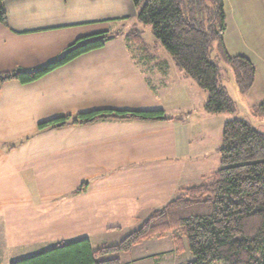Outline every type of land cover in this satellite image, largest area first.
Returning <instances> with one entry per match:
<instances>
[{
  "label": "crops",
  "instance_id": "obj_1",
  "mask_svg": "<svg viewBox=\"0 0 264 264\" xmlns=\"http://www.w3.org/2000/svg\"><path fill=\"white\" fill-rule=\"evenodd\" d=\"M3 3L6 24H0V73L38 69L59 58L79 38L102 31H119L121 35L35 81L10 80L0 85V221L23 209L46 211L44 226L30 231L35 237L24 245L17 242L19 236L9 241L2 235L1 230L9 225L0 224V264H10L21 256L23 248L36 243L42 249L48 244L67 242L60 235H48L54 218L64 214L84 219L123 216L129 222H137L143 216L144 221L174 199L189 178L196 180L204 175L202 172L197 176L195 169H202L204 161L210 160L211 147L207 142L214 130L210 121L212 117L221 119L225 113L211 115L200 110L203 127L195 128L196 123H190L192 100L178 94L185 91L184 96L193 98L196 88L191 78L173 60L160 58L151 47L132 48L125 37L137 22L138 9L133 0ZM223 4L226 49L230 53L234 44L239 52L232 54L245 55L253 62L255 84L259 72L264 74V0H223ZM172 89L178 94L165 102V93ZM205 101L201 97L198 107H203ZM95 109H161L174 118L105 119L38 129L40 122ZM223 123H219L221 127ZM148 168L156 170L154 179L146 171ZM101 170H117L120 182L135 186L111 207L112 199L103 202L97 186H112L116 179ZM83 182L87 183L85 188L75 193ZM42 184L62 188L54 191L48 187L46 194L50 198L39 202L36 194ZM59 198L63 201L56 204ZM44 240L46 243L40 244ZM141 257L135 256L131 261Z\"/></svg>",
  "mask_w": 264,
  "mask_h": 264
},
{
  "label": "trees",
  "instance_id": "obj_2",
  "mask_svg": "<svg viewBox=\"0 0 264 264\" xmlns=\"http://www.w3.org/2000/svg\"><path fill=\"white\" fill-rule=\"evenodd\" d=\"M4 0H0V24H6ZM135 20L148 23L154 37L170 54L177 68L207 92V114L235 113V101L221 84L220 62L226 63L241 94L254 84L256 68L245 55H231L224 43L226 27L223 0H133ZM121 35L102 31L79 38L57 59L34 70L0 73V85L10 80L35 81L47 72ZM140 50L150 48L138 28L125 34ZM215 51L214 58H211ZM264 119V102L251 107ZM174 116L163 110L95 109L74 116L40 122L38 129L83 125L99 120L167 121ZM218 148L219 167L206 181L179 188V194L150 216L119 243L92 247L88 238L58 242L54 246L10 264H123L119 254L128 253L143 240L173 237L177 251L182 239L193 259L180 264H264V131L234 117L223 123ZM86 182L75 193L85 188ZM113 255L112 257H107Z\"/></svg>",
  "mask_w": 264,
  "mask_h": 264
},
{
  "label": "rangeland",
  "instance_id": "obj_3",
  "mask_svg": "<svg viewBox=\"0 0 264 264\" xmlns=\"http://www.w3.org/2000/svg\"><path fill=\"white\" fill-rule=\"evenodd\" d=\"M146 0H144L145 2ZM135 27H137L142 32V37L144 41L150 45L151 51H155L156 55L159 56L162 59H167L169 61H172V58L170 54L164 49V47L161 45V43L154 37L151 31L150 24L146 23H139L136 22ZM232 44V43H231ZM133 48V44L130 45ZM235 48L233 50H230L231 55L233 52L238 51L236 45L233 44ZM237 49V50H235ZM215 51L212 52L211 58H214ZM220 66L222 68L221 71V84L225 87L227 90L229 96L235 101L236 104V112L235 113H225L221 119L219 117H212L213 120L210 121V126H214L213 134L211 135V140L207 142V146L211 147V150L209 152L208 158L209 161H204L203 168L202 169H195L197 171V176L201 175L202 172H204V175L202 177L195 179L189 178V180L186 182V185H195L202 181H206L211 173L216 170L219 167V153L216 150L217 147L221 145V129L219 123H223L225 119L229 120L234 117H240L251 124H253L255 127H257L259 130L264 131V119H258V117H255L253 114H251V107L254 105H258L260 103L264 102V74L259 72L258 78L256 83L251 87V89L246 94H241L237 88L235 79L233 77V74L229 68V66L221 61ZM174 66V65H173ZM174 68V67H173ZM174 71L177 72V70L174 68ZM196 90H193V98L189 97L188 95L184 96L185 91L182 93H177L175 89L168 90V92L165 93V96L163 97L165 99V102H168L170 98H173L174 94H178L180 98L188 97L192 101V112L193 115L190 119V123L195 124L193 125L195 128L203 127L204 120L201 119L203 115H201V111L203 110V107H198L201 97L207 98V92L198 86H196L191 79H189ZM161 93V92H160ZM174 100V99H173ZM177 102V101H176ZM190 103V102H188ZM196 107V108H195ZM195 108V109H194ZM220 115V114H218ZM201 116V117H200ZM202 121V122H200ZM199 123V124H197ZM200 126V127H199ZM194 170V171H195ZM100 171V170H99ZM102 174L107 173V170H101ZM117 170L114 171H108L111 179H116L114 185L112 186H104L100 185L97 186L101 193H99L100 199L103 200V202H106V199H112L111 203L109 204L110 207L112 204L117 203L119 198L125 197L129 192L133 190L135 187L134 185H126V182H120L118 178L119 172ZM148 173H151L152 179H154L156 176V170L148 168L146 170ZM117 175V177H116ZM116 177V178H115ZM38 190L36 197H38L39 202L46 200V197L50 198V195L47 193L46 190L48 187L53 188L55 191L56 189H61L62 187L58 186H51V185H38ZM140 187V184L137 185ZM65 187V186H64ZM69 187V186H68ZM72 187V186H71ZM44 191V192H43ZM44 197V198H40ZM42 199V200H41ZM44 200V201H45ZM43 201V202H44ZM56 204L62 203L63 199L59 198L56 200ZM42 202V203H43ZM60 202V203H58ZM66 202V200H65ZM74 202H77V199H74ZM55 204V201H48V204ZM45 209V206L43 207ZM45 210H40L36 212L34 208H28L23 209L21 212L16 213L12 217H8L6 220H1L0 224H5L6 226L9 225L8 232H6L7 228L3 231L1 230V234L4 235L6 238H9V241H13L16 237L17 242H21L22 245L27 243L26 241L34 239V235H31L33 229L38 231L39 228L44 226L46 221L45 216ZM143 216L139 217V220L137 222H129V220L123 216H110V217H91V218H81L77 216H70L68 214H64L63 216H59L57 218H54V222H52V227L48 228V235L51 236V234H55V236L60 235L62 238L65 239L64 241H74L81 238H88L91 242V245L93 248H97L100 245H113L119 243L126 235H128L130 232L135 230L143 221ZM106 225L107 228L102 229V226ZM18 231H21V233H18ZM58 231V233H56ZM41 232H36V234H40ZM180 232L179 230H174L171 232H167L163 237H154L151 239L143 240V243L136 247L134 251L131 249L128 253H120V259L123 264H180L184 261L193 259L192 254L186 249V244L184 239H182V249L180 251H177L175 248V245L173 243V237L179 236ZM33 237V238H32ZM66 237V238H64ZM2 242V240H1ZM0 242V246L2 243ZM46 240L41 242L40 244H45ZM15 244V242H14ZM39 243H36L33 247L29 246L28 249L23 248L21 250V256L16 259H20L22 257H28L29 255L35 254L39 251L48 249L55 244H48L45 248L38 247ZM3 250L0 249V256L3 255ZM149 254V255H147ZM8 255V253H6ZM143 255L140 259L134 260L135 256ZM11 256V255H10ZM113 255H109L107 257H112ZM13 257V256H12ZM14 258V260H16ZM215 264H221L220 262H216Z\"/></svg>",
  "mask_w": 264,
  "mask_h": 264
}]
</instances>
